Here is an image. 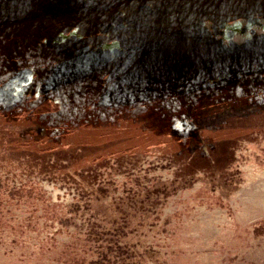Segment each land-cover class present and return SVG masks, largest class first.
<instances>
[{
	"label": "rangeland",
	"instance_id": "obj_1",
	"mask_svg": "<svg viewBox=\"0 0 264 264\" xmlns=\"http://www.w3.org/2000/svg\"><path fill=\"white\" fill-rule=\"evenodd\" d=\"M0 264H264V0H0Z\"/></svg>",
	"mask_w": 264,
	"mask_h": 264
},
{
	"label": "bare ground",
	"instance_id": "obj_2",
	"mask_svg": "<svg viewBox=\"0 0 264 264\" xmlns=\"http://www.w3.org/2000/svg\"><path fill=\"white\" fill-rule=\"evenodd\" d=\"M235 26H241V24L240 23H238V24H236ZM234 28V27H233Z\"/></svg>",
	"mask_w": 264,
	"mask_h": 264
},
{
	"label": "flooded vegetation",
	"instance_id": "obj_3",
	"mask_svg": "<svg viewBox=\"0 0 264 264\" xmlns=\"http://www.w3.org/2000/svg\"><path fill=\"white\" fill-rule=\"evenodd\" d=\"M236 28H239L240 29V26H236Z\"/></svg>",
	"mask_w": 264,
	"mask_h": 264
}]
</instances>
